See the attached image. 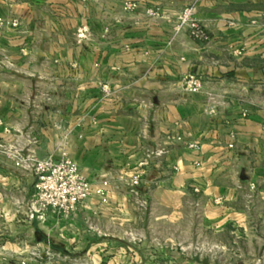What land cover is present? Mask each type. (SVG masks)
I'll list each match as a JSON object with an SVG mask.
<instances>
[{
  "label": "crops",
  "instance_id": "0c3cea01",
  "mask_svg": "<svg viewBox=\"0 0 264 264\" xmlns=\"http://www.w3.org/2000/svg\"><path fill=\"white\" fill-rule=\"evenodd\" d=\"M128 2L135 12H123ZM251 5L264 0H0V264H39L24 255L32 248L52 251L50 264H128L118 242L87 237L135 203L128 183L166 134L199 150L172 143L153 158L138 189L147 200L199 202L217 226L240 220L249 197L264 201V34L249 24ZM189 7L205 45L172 29ZM231 13L240 26L226 22ZM82 27L88 40L77 38ZM188 74L203 78L199 93L182 86ZM61 146L93 189L110 182L108 203L91 199L73 219L40 227L25 216L34 176L8 153L58 158ZM70 249L82 256H65Z\"/></svg>",
  "mask_w": 264,
  "mask_h": 264
},
{
  "label": "rangeland",
  "instance_id": "374dc122",
  "mask_svg": "<svg viewBox=\"0 0 264 264\" xmlns=\"http://www.w3.org/2000/svg\"><path fill=\"white\" fill-rule=\"evenodd\" d=\"M249 7L254 8L252 14L256 16L255 22L249 24L264 34V6ZM185 10L190 12L188 17L198 22L206 31L196 19L193 8L182 9L178 16L181 15L183 19ZM237 16L241 18L242 15L229 14L231 19L226 22L232 27L240 26V22L234 19ZM177 17L173 22V31L184 32L189 36L182 20L181 29L175 30ZM81 29H84L88 40L89 31L86 27ZM206 33L208 40L205 42L194 41L190 36L189 38L205 45L210 39L207 31ZM233 52L237 54L236 50ZM261 95L264 97V92ZM22 155H26L25 151H22ZM21 170L33 176L28 170ZM125 208L123 213L113 219L107 216L96 220L99 227L98 232L94 234L96 237L87 238L118 242V255L127 258L128 264H264V201L255 200L252 196L247 200L245 208L241 209L245 215L240 220L228 221L218 226L214 225L218 223L207 215L206 208L199 202L196 204L185 200L175 205H158L147 200L146 205L140 207L134 202L126 201ZM26 237L27 234L23 233V240H27ZM50 239L56 243L61 240L59 237ZM69 239L78 240L79 237ZM25 251L26 257L35 258L39 264H50L53 262L51 259L57 258L52 251L48 256L46 251L40 248ZM97 251L109 257V249ZM82 253L83 250L70 249L65 256L79 257ZM58 264L63 263L61 261Z\"/></svg>",
  "mask_w": 264,
  "mask_h": 264
},
{
  "label": "built area",
  "instance_id": "2783aa9c",
  "mask_svg": "<svg viewBox=\"0 0 264 264\" xmlns=\"http://www.w3.org/2000/svg\"><path fill=\"white\" fill-rule=\"evenodd\" d=\"M137 4L128 2L123 4L124 13H133L137 10ZM189 11L185 10V16H178L175 21L177 26L175 30L181 29V20L188 29L189 36L197 42H205L208 36L204 28L194 19H190ZM144 15L150 18H158V9L149 8L144 11ZM13 26H17L15 21ZM77 38L86 39L84 29L78 30ZM203 78L198 75L188 74L182 80V86L189 93H199L203 89ZM103 91L108 93L107 86H103ZM165 145H158L153 149L144 150V157L139 163L142 170L137 173L129 181V194L133 197L135 204L142 207L146 205L147 199L139 194L138 189L141 186L143 176L150 161L153 158H162L168 153V145L172 143H184L186 148L192 151H198L199 145L196 142H185V138L180 134H166ZM233 148V145H229ZM0 150H4L0 146ZM58 158L53 155L40 159L36 157L35 152L31 151L23 156L22 151L8 153L16 159V164L23 169L28 170L34 176L32 194L27 202L26 219L35 222L40 227H47L48 223L64 222L73 219L82 206H85L91 199H97L101 205L108 203L107 190L110 186L108 180L102 182L100 186L94 188L90 182L79 171L78 165L69 158L64 147L58 148ZM177 172V168H173ZM218 202V201H217ZM46 255L50 256L49 249L45 250ZM20 264H27L22 260Z\"/></svg>",
  "mask_w": 264,
  "mask_h": 264
},
{
  "label": "trees",
  "instance_id": "16d2710c",
  "mask_svg": "<svg viewBox=\"0 0 264 264\" xmlns=\"http://www.w3.org/2000/svg\"><path fill=\"white\" fill-rule=\"evenodd\" d=\"M35 236L37 241L51 244V241L38 229L35 231Z\"/></svg>",
  "mask_w": 264,
  "mask_h": 264
}]
</instances>
